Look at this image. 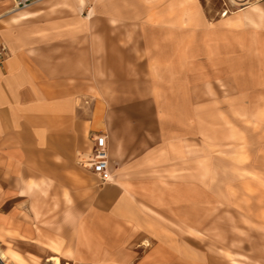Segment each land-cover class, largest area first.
<instances>
[{
    "label": "rangeland",
    "instance_id": "1",
    "mask_svg": "<svg viewBox=\"0 0 264 264\" xmlns=\"http://www.w3.org/2000/svg\"><path fill=\"white\" fill-rule=\"evenodd\" d=\"M236 1L200 0L210 32H195L191 47L161 49L155 72L144 57L132 73L141 93L130 104L152 110L129 115L171 140L115 172L136 187L130 197L147 219L138 233L92 239L117 192L80 170L63 208L34 193L29 218L4 202L2 212L17 216L0 222V264H264V0Z\"/></svg>",
    "mask_w": 264,
    "mask_h": 264
},
{
    "label": "crops",
    "instance_id": "2",
    "mask_svg": "<svg viewBox=\"0 0 264 264\" xmlns=\"http://www.w3.org/2000/svg\"><path fill=\"white\" fill-rule=\"evenodd\" d=\"M60 4L42 0L23 9L28 18L16 20L10 0H0V46L6 49L0 58V222L16 221V211L2 212L4 202H13L14 209L24 206V215L31 218L34 193L42 206L63 208L61 195L80 170L97 183L77 160L89 152V136L102 133L111 180L101 186L117 195L109 216L94 222L96 235L91 237L133 235L147 219L130 197L135 186L119 182L115 172L127 170L123 164L130 157L133 167L143 164L150 145L170 147L171 140L164 132L149 134L152 126L139 125L138 116L129 115L152 110L143 103L130 104L129 97L141 93L130 82L132 73L144 57L150 61L149 72H155L161 49L191 47L195 32H210L208 18L200 0ZM97 16L104 23L98 25ZM130 32L136 39L128 38ZM50 193L56 194L51 199L55 203H48ZM94 216L87 223L94 224ZM102 231L110 233L97 235Z\"/></svg>",
    "mask_w": 264,
    "mask_h": 264
},
{
    "label": "built area",
    "instance_id": "3",
    "mask_svg": "<svg viewBox=\"0 0 264 264\" xmlns=\"http://www.w3.org/2000/svg\"><path fill=\"white\" fill-rule=\"evenodd\" d=\"M40 1L42 0H12L16 9H24ZM5 52V47L0 46V58L4 57ZM89 143V152L79 154L77 162L82 168L90 171L101 184L107 183L111 180V173L106 136L102 133L90 135Z\"/></svg>",
    "mask_w": 264,
    "mask_h": 264
},
{
    "label": "bare ground",
    "instance_id": "4",
    "mask_svg": "<svg viewBox=\"0 0 264 264\" xmlns=\"http://www.w3.org/2000/svg\"><path fill=\"white\" fill-rule=\"evenodd\" d=\"M230 2L233 3V4L239 5V4L237 3L238 1H236V0H230ZM9 7H10V6H9ZM28 7H29V6H28ZM26 8H27V7H26ZM11 9H12V11H16V12L18 13L17 16H16V20H23V19L28 18V13L25 12V11H23V9H16V8L14 7V5H12V4H11ZM1 257H3L2 254H0V258H1ZM53 261H54V264H59V261H58L57 258H54Z\"/></svg>",
    "mask_w": 264,
    "mask_h": 264
}]
</instances>
